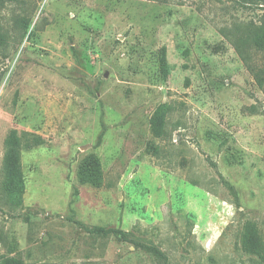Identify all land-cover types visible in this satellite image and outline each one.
Returning a JSON list of instances; mask_svg holds the SVG:
<instances>
[{
    "label": "rangeland",
    "instance_id": "rangeland-1",
    "mask_svg": "<svg viewBox=\"0 0 264 264\" xmlns=\"http://www.w3.org/2000/svg\"><path fill=\"white\" fill-rule=\"evenodd\" d=\"M263 18L235 0H0V264H165L141 244L264 264L243 240L250 221L264 246V93L227 37Z\"/></svg>",
    "mask_w": 264,
    "mask_h": 264
},
{
    "label": "trees",
    "instance_id": "trees-1",
    "mask_svg": "<svg viewBox=\"0 0 264 264\" xmlns=\"http://www.w3.org/2000/svg\"><path fill=\"white\" fill-rule=\"evenodd\" d=\"M236 3L242 7L255 6L259 8L264 5V0H235ZM227 37L236 48L238 54L245 61V63L254 72L257 79V84L264 93V69L256 67L255 64H251V52H264V18L258 24L250 25L247 28L238 27L235 30L227 32ZM160 119H153L152 128L156 134H160L163 130V115L164 112L158 111L157 114ZM101 138V137H100ZM18 140L13 138L8 140L9 150L6 153L3 163L4 182L3 190L13 205H20L22 203V196L25 191V180L21 169V155L18 145ZM77 224L88 232L91 236L107 238L109 236H116L124 241H131L128 233L122 229L116 227L95 225L87 226L82 222ZM244 247L251 253L264 256V246L260 237V234L254 223L250 221L246 223L244 232ZM146 250L155 252L165 259V264H169L166 261V256L156 247L141 244ZM5 264H24L19 259H8Z\"/></svg>",
    "mask_w": 264,
    "mask_h": 264
}]
</instances>
